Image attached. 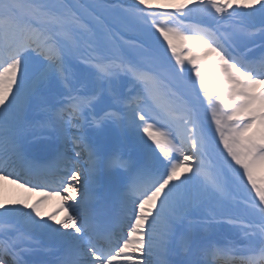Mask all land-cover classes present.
I'll return each instance as SVG.
<instances>
[{
	"label": "snow or ice",
	"instance_id": "obj_1",
	"mask_svg": "<svg viewBox=\"0 0 264 264\" xmlns=\"http://www.w3.org/2000/svg\"><path fill=\"white\" fill-rule=\"evenodd\" d=\"M0 180V264H264V0H0Z\"/></svg>",
	"mask_w": 264,
	"mask_h": 264
},
{
	"label": "bare ground",
	"instance_id": "obj_2",
	"mask_svg": "<svg viewBox=\"0 0 264 264\" xmlns=\"http://www.w3.org/2000/svg\"><path fill=\"white\" fill-rule=\"evenodd\" d=\"M209 117H210L209 118V120H210L211 116L209 115ZM166 126L167 125L163 122H161L160 124L157 125V127H160L162 130H167ZM212 127L214 129L215 126L212 125ZM220 147L222 148V145ZM214 153L216 156L222 157L218 151L214 150ZM174 155H175V153H174ZM205 161H207V158ZM0 196L3 197V199L5 200L6 203L13 201V200H17V199H22L24 197H28L27 202L32 203L39 198L38 193H27L24 191V189L19 188L16 184H12L8 181H3V180H0ZM58 204H59V201L57 198H52L50 201H48L42 209L45 213V216L47 215V213L53 212V208L58 207ZM57 218L58 219L62 218V215H60ZM226 232L227 231H225L224 228L216 229V231L214 232V239H217L219 237H224ZM228 235H230V233H228L227 236Z\"/></svg>",
	"mask_w": 264,
	"mask_h": 264
},
{
	"label": "rangeland",
	"instance_id": "obj_3",
	"mask_svg": "<svg viewBox=\"0 0 264 264\" xmlns=\"http://www.w3.org/2000/svg\"><path fill=\"white\" fill-rule=\"evenodd\" d=\"M109 1H110V0H108V3H109ZM162 1H163V0H162ZM164 1H165V0H164ZM78 2L87 5L86 0H78ZM104 3H107V2H104ZM109 4H110V3H109ZM218 170H221V169L218 168ZM237 195H239V194H237Z\"/></svg>",
	"mask_w": 264,
	"mask_h": 264
}]
</instances>
